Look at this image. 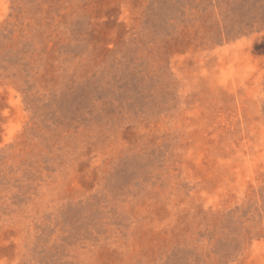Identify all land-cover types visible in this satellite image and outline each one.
Returning <instances> with one entry per match:
<instances>
[{
    "label": "rangeland",
    "instance_id": "1",
    "mask_svg": "<svg viewBox=\"0 0 264 264\" xmlns=\"http://www.w3.org/2000/svg\"><path fill=\"white\" fill-rule=\"evenodd\" d=\"M0 264H264V0H0Z\"/></svg>",
    "mask_w": 264,
    "mask_h": 264
}]
</instances>
